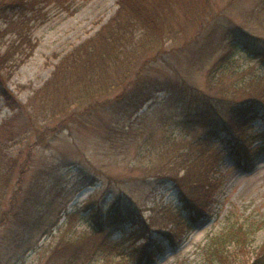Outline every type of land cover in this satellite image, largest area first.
Here are the masks:
<instances>
[{"label": "trees", "instance_id": "16d2710c", "mask_svg": "<svg viewBox=\"0 0 264 264\" xmlns=\"http://www.w3.org/2000/svg\"><path fill=\"white\" fill-rule=\"evenodd\" d=\"M76 1L0 0V20L6 23V27L0 29V45L4 34H16L0 52V95L18 112H23L26 104L10 92L2 73L9 60L19 64L36 47L23 25L43 24L48 16L45 7L51 3L72 13ZM196 1H200V9L193 15L198 20L196 24L203 26L197 30L195 38L204 42L203 46L227 50L208 67L210 91L184 77L161 80L147 72L148 66L167 51L168 40L176 37V33L167 27L175 10V0H117L115 14L94 35L66 53L38 91L42 96V109L49 111L51 117L60 114L64 115V120L74 121L80 118L79 113L92 114L100 108L116 114L104 125L109 134V138H105L111 141V147L119 146L126 152L131 170L143 172L138 178L156 176L173 181L179 199L175 205L155 204L150 218H145L131 204L121 200L120 194L114 193L106 212L94 205L86 214L80 215L86 224L80 230L73 229L78 208L66 212V219L57 226L55 236L50 229L55 240L44 248L40 264H79L82 256L107 248L111 254L119 255V259L111 260L110 264L152 263L167 243H177L212 203L221 185L220 177L216 176L221 158V150L216 149L218 138L228 135L232 150L247 156L252 143L249 139L254 135L250 134L253 123L257 119L264 121V38L237 26L224 28L222 37L214 38L219 26L211 19L224 14V9H218L209 0ZM238 41L258 58L263 66L261 71H254L255 66L243 68L238 63L233 54ZM16 53L19 54L17 58ZM206 62L208 60L203 65ZM164 87L168 88L170 99L182 108L191 125L202 128L188 142L166 131L146 129L141 124V116L137 115ZM63 91V97L57 96L56 93ZM32 111L36 114L39 107L35 106ZM20 133L21 129L9 120L0 125V211L1 195L11 185L18 165V158L8 154L4 142L15 139ZM254 136V141L264 142V132ZM24 193H19L24 195L21 207L17 205L19 198L13 199L10 210L4 213L5 219H0V227L7 225L10 242L24 235L37 222L34 216L41 197L31 191ZM128 223L129 230H126ZM118 228L124 232L119 243L132 240L133 249L111 246L110 236ZM254 232L252 226L233 224L212 238L208 249L210 264H264V244L246 261L239 257L246 253L244 250ZM138 238H143V242L137 246L134 242ZM230 239L242 252L228 249Z\"/></svg>", "mask_w": 264, "mask_h": 264}, {"label": "rangeland", "instance_id": "374dc122", "mask_svg": "<svg viewBox=\"0 0 264 264\" xmlns=\"http://www.w3.org/2000/svg\"><path fill=\"white\" fill-rule=\"evenodd\" d=\"M209 2L217 5L218 9H224V14L211 19L219 26L214 38L222 37L223 29L229 26L241 27L264 38V0ZM117 8V0H77L72 5L74 11L71 13L51 3L45 7L48 16L43 24L23 25L36 42V47L19 64L18 61L9 60L2 73L10 92L26 107L20 113L0 95V125L9 120L22 131L15 139L4 142L8 154L18 158V165L11 185L1 195L0 219H5L4 213L10 210L13 199L18 197L17 205L21 207L20 201L24 195L20 196V191H25L24 194L34 192L36 197H41V201L34 216L37 222L24 235L10 242L7 225L0 227V264H40L44 248L55 240L57 226L66 219V212L78 208L79 215L73 218V229L80 230L86 225L80 215L86 214L94 205L106 212L114 193L120 194L121 200L131 204L145 218H150L151 208L155 204L175 205L179 202L178 188L173 181L156 176L138 178L143 172L131 170L126 152L119 146L111 147L104 125L105 121L116 115L112 111L106 112L100 108L92 114L81 112L80 118L73 121L64 120V115L60 114L51 117L52 114L43 111L41 106L42 96L38 91L51 77L59 60L94 35ZM198 9L200 1L175 0L176 11L167 27L176 33V37L168 40L167 51L148 66L147 72L154 79L161 80L184 77L210 91L208 67L227 50L212 45L203 46L204 42L195 38L197 30L203 26L196 24L198 20L193 15ZM5 27L6 23L0 20V29ZM15 37V32L4 34L0 52L4 51V44ZM244 47L238 41L237 48L233 49L238 63L243 68L255 66L254 71H261L263 66L258 58ZM18 55L16 53L15 58ZM64 92L56 94L63 97ZM35 106L39 107L36 114L32 111ZM137 115L141 116V124L146 129L166 131L183 142L192 140L202 131V128H194L182 108L170 99L167 87L157 92ZM253 125L250 134L264 132L262 119H257ZM223 135L218 138L219 146L216 148L221 150L216 170L221 185L212 203L177 243L168 242L163 252L150 264H210V241L233 224H244L255 229L250 236L249 246L244 250L246 253L239 255L241 261L249 259L264 244V142L254 141L256 136H250L251 148L247 156H242L232 150L228 135ZM126 230H129V223ZM123 235L121 228L116 229L109 239L111 246L133 249L132 240L119 243ZM142 242L143 238H138L134 243L138 246ZM227 246L233 252H242L237 250L236 242L231 239ZM118 259L119 255L111 254L107 248L82 256L79 264H110L111 260Z\"/></svg>", "mask_w": 264, "mask_h": 264}]
</instances>
